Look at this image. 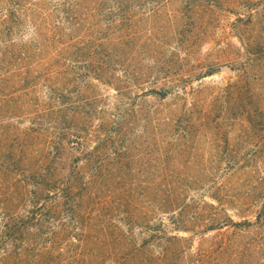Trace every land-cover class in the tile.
Returning <instances> with one entry per match:
<instances>
[{
    "label": "trees",
    "instance_id": "obj_1",
    "mask_svg": "<svg viewBox=\"0 0 264 264\" xmlns=\"http://www.w3.org/2000/svg\"><path fill=\"white\" fill-rule=\"evenodd\" d=\"M132 1L0 0V264H145L165 234L161 215L194 182L130 171L144 134L150 165L168 166L173 131L206 88L180 87L174 98L192 94L190 107L159 103L143 117L133 101L155 92L143 86L156 71H176L180 47L191 53L210 16L186 0L183 16L136 17ZM148 24L160 43L147 47ZM176 30L184 40L170 48ZM249 32L239 39L252 64L264 48ZM99 85L115 91L112 107Z\"/></svg>",
    "mask_w": 264,
    "mask_h": 264
},
{
    "label": "rangeland",
    "instance_id": "obj_2",
    "mask_svg": "<svg viewBox=\"0 0 264 264\" xmlns=\"http://www.w3.org/2000/svg\"><path fill=\"white\" fill-rule=\"evenodd\" d=\"M190 4L186 0L132 1L136 17L183 16ZM194 7L199 17L210 16L205 33L197 28L204 33L199 43L190 54L180 47L176 71L167 76H157L156 71L143 86L155 92L133 101L143 117L141 112L159 103L175 101L190 107L192 94L182 102L174 98L182 95L180 87L186 91L206 88L186 129L182 123L174 129L177 139L167 145L164 170L149 163L145 148L149 136L144 134L133 150L130 172L135 178L174 172L194 180L178 194V206L161 215L165 234L150 240L145 264H264V60L247 64L239 39L248 30L264 48V0H197ZM148 25L142 38L147 47L160 43L154 39L156 25ZM168 40V47L179 48L184 37L176 30ZM224 65L232 72L222 69ZM99 88L112 107L117 101L115 91ZM143 124L140 119L135 125L143 132Z\"/></svg>",
    "mask_w": 264,
    "mask_h": 264
},
{
    "label": "water",
    "instance_id": "obj_3",
    "mask_svg": "<svg viewBox=\"0 0 264 264\" xmlns=\"http://www.w3.org/2000/svg\"><path fill=\"white\" fill-rule=\"evenodd\" d=\"M222 69H224V70L227 71L228 73H231V72H232L230 66H228V65H224V66L222 67ZM162 94H165V93L163 92Z\"/></svg>",
    "mask_w": 264,
    "mask_h": 264
}]
</instances>
